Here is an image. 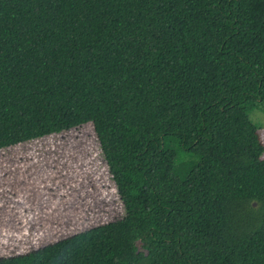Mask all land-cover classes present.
Here are the masks:
<instances>
[{"label":"trees","instance_id":"trees-1","mask_svg":"<svg viewBox=\"0 0 264 264\" xmlns=\"http://www.w3.org/2000/svg\"><path fill=\"white\" fill-rule=\"evenodd\" d=\"M263 102L264 0H0V149L91 122L126 204L0 264H264Z\"/></svg>","mask_w":264,"mask_h":264},{"label":"rangeland","instance_id":"rangeland-1","mask_svg":"<svg viewBox=\"0 0 264 264\" xmlns=\"http://www.w3.org/2000/svg\"><path fill=\"white\" fill-rule=\"evenodd\" d=\"M250 117L260 126L258 132L264 144V102L250 113ZM10 154L12 159L5 156ZM0 168L10 169L7 172L9 177L0 176L1 203L4 200L9 205L18 203V211L22 212L25 204L20 194L14 191L20 189L23 185L21 181L27 179L30 190L40 187L43 191L47 190L43 192L41 207L45 209L48 206L49 211L52 209V215L41 213L47 216L48 221L37 222L32 234L24 237L31 233V229L25 231L23 224L14 222L5 224L8 222L3 212H8L9 206H0V226L19 232L9 234L13 240L0 239V258L26 253L65 236L115 220L125 213L126 204L108 171L91 122L1 148ZM10 181L12 189L8 193L12 192L11 196L6 193ZM29 195H32L29 203L37 202V195ZM47 195L52 196L49 202ZM63 204H66V213L61 212ZM253 205L256 206V203ZM56 207L60 210L57 211ZM41 215H35L34 221L41 219ZM40 229L43 231L39 232ZM134 242L133 238L118 240L112 244L111 249L115 252L110 248L101 254L92 250L90 256L94 264H144L141 253L133 255L137 253ZM80 258L79 264H87V255H81ZM78 262L79 257H66L51 264Z\"/></svg>","mask_w":264,"mask_h":264},{"label":"crops","instance_id":"crops-1","mask_svg":"<svg viewBox=\"0 0 264 264\" xmlns=\"http://www.w3.org/2000/svg\"><path fill=\"white\" fill-rule=\"evenodd\" d=\"M5 156H8L9 159H12L11 158V154L10 155H5ZM10 169H3V168H0V176H4V177H9L8 176V173ZM12 177V176H10ZM27 179L21 181V183H23L22 187H20V189H16L14 192L17 193V194H20L22 200L24 202V208L22 210V212L18 211V206L17 204H14V205H9L5 200L1 203L0 202V206L1 208H3L5 205H8L9 206V209H8V212H3L4 216H5V221L8 222V223H5V224H11V223H17V224H23L24 226V230L27 231V229H31V233H27L25 235H23L24 237H27L28 234H32V230H33V227L37 226V222L39 221H48L46 218L47 216L45 215H41V213H44V214H50L52 215V212L51 210L49 211L48 210V206L45 207V209H43L41 207V198H43V192L47 191H43L42 188L40 187L38 190L37 189H33V190H30L29 186H28V182L26 181ZM19 183V182H18ZM25 183V184H24ZM20 184V183H19ZM18 185V184H17ZM48 186H51V185H48ZM47 186V187H48ZM12 189V185H11V181L9 183V189L7 190V195L11 196L10 193H8L10 190ZM58 189V188H57ZM29 193H32L33 195H37L36 199H37V202H34V203H29V199L32 198V195H29ZM14 194V193H13ZM50 194V193H49ZM49 197V195H47ZM52 197V196H51ZM51 197L49 198H46V199H49L47 202L50 201V199H52ZM19 200V199H17ZM60 208H63L61 212H67V207H66V204H63V206H61ZM55 209V207H54ZM56 210L59 211L56 207ZM39 216L41 215L42 218L37 220V221H34V217L36 216ZM34 221V223H32ZM43 222H41L42 224ZM43 229H40L39 232H42ZM6 233H7V236H6ZM16 233H19V232H15L14 230H11L10 228H4V227H1L0 226V239L1 241H5V240H13V238L10 237L9 234L13 235V234H16ZM43 234V233H41ZM39 234V235H41ZM22 237V238H24Z\"/></svg>","mask_w":264,"mask_h":264}]
</instances>
